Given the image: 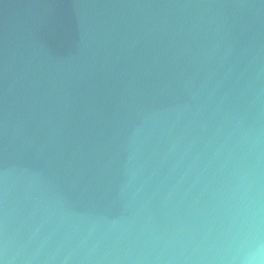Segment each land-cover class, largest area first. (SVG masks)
<instances>
[{
    "label": "water",
    "instance_id": "obj_1",
    "mask_svg": "<svg viewBox=\"0 0 264 264\" xmlns=\"http://www.w3.org/2000/svg\"><path fill=\"white\" fill-rule=\"evenodd\" d=\"M0 264H264V0H0Z\"/></svg>",
    "mask_w": 264,
    "mask_h": 264
}]
</instances>
